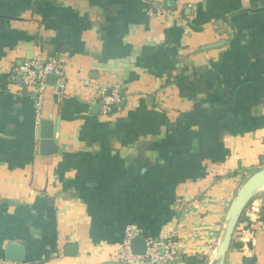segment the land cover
Masks as SVG:
<instances>
[{
	"label": "crops",
	"instance_id": "obj_1",
	"mask_svg": "<svg viewBox=\"0 0 264 264\" xmlns=\"http://www.w3.org/2000/svg\"><path fill=\"white\" fill-rule=\"evenodd\" d=\"M163 2L150 15L145 0H0V264H108L128 226L174 238L179 264H213L247 171L264 166V0ZM38 56L67 77L62 94L48 82L41 117L16 72ZM102 87L125 102L108 115ZM50 116L59 153L43 156ZM257 197L226 264H264Z\"/></svg>",
	"mask_w": 264,
	"mask_h": 264
},
{
	"label": "built area",
	"instance_id": "obj_2",
	"mask_svg": "<svg viewBox=\"0 0 264 264\" xmlns=\"http://www.w3.org/2000/svg\"><path fill=\"white\" fill-rule=\"evenodd\" d=\"M145 1L149 4V14L154 15V9H157L159 0ZM16 72L22 77L25 86L30 88L32 94L36 97L39 117H41L42 109L41 98L48 85L47 78L50 74L58 76L56 84L59 91L61 94L65 92L67 77L63 64L57 57L45 59L38 56L37 58L26 60L16 68ZM95 99L100 103L104 115L111 114L114 109H119L122 102H124L123 97L116 90L109 94L106 87H102L95 94ZM260 209L261 200L256 196L246 208L247 219L245 221L249 223V218L252 215L259 216ZM138 234H140V230L137 227L128 226L126 228L121 250L114 254L117 261L123 264H176V261H179V249L174 238L165 240L157 237H147L148 249L146 254L143 256L133 254L131 240ZM244 247H247V243H244Z\"/></svg>",
	"mask_w": 264,
	"mask_h": 264
},
{
	"label": "water",
	"instance_id": "obj_3",
	"mask_svg": "<svg viewBox=\"0 0 264 264\" xmlns=\"http://www.w3.org/2000/svg\"><path fill=\"white\" fill-rule=\"evenodd\" d=\"M58 76L50 74L47 81L56 84ZM113 88H109L108 93L111 94ZM119 92L123 94V89ZM125 102H122V106ZM117 109H114L115 112ZM39 152L43 156H51L59 153V145L55 140V121L52 116L41 118L39 120ZM264 189V166L255 170L238 189L233 198L227 213L226 223L221 241L219 242L213 256V264H226L227 254L231 248L234 234L240 223L243 213L246 211L249 203L255 198L258 193ZM71 246L69 250L73 249ZM132 252L135 255L143 256L148 249L147 237L140 233L131 240ZM4 255L7 260L21 262L25 259L26 248L23 244L9 242L4 250ZM108 264H123L119 261H111Z\"/></svg>",
	"mask_w": 264,
	"mask_h": 264
},
{
	"label": "trees",
	"instance_id": "obj_4",
	"mask_svg": "<svg viewBox=\"0 0 264 264\" xmlns=\"http://www.w3.org/2000/svg\"><path fill=\"white\" fill-rule=\"evenodd\" d=\"M173 1L174 0H172V1L171 0H165V2H163V5H162L163 8L166 10H172V11L176 10L177 6H176L175 2H173ZM157 5H159V3ZM182 13L184 14L183 10H182ZM254 171H255V168L252 170H248L247 174L245 176V179H247ZM237 173H238V171L234 172V174H237ZM246 219H247V217H246V211H245L241 217L240 223L245 221ZM261 219L264 220V213H263ZM144 235L146 237H157L154 234H148L146 232ZM232 245L234 247H237V248L242 246V244H240L239 242H237L235 240H234ZM181 261H183L185 264H207L208 258L204 253H197V254H193V255H183V256H181Z\"/></svg>",
	"mask_w": 264,
	"mask_h": 264
},
{
	"label": "rangeland",
	"instance_id": "obj_5",
	"mask_svg": "<svg viewBox=\"0 0 264 264\" xmlns=\"http://www.w3.org/2000/svg\"><path fill=\"white\" fill-rule=\"evenodd\" d=\"M223 229H224V228H223ZM179 262H180V261L177 260V261H176V264H179Z\"/></svg>",
	"mask_w": 264,
	"mask_h": 264
}]
</instances>
